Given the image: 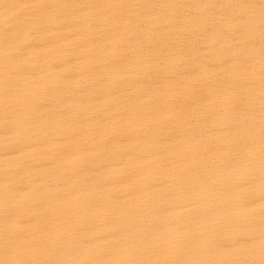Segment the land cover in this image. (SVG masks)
Here are the masks:
<instances>
[{
  "label": "bare ground",
  "instance_id": "6f19581e",
  "mask_svg": "<svg viewBox=\"0 0 264 264\" xmlns=\"http://www.w3.org/2000/svg\"><path fill=\"white\" fill-rule=\"evenodd\" d=\"M0 264H264L261 0H0Z\"/></svg>",
  "mask_w": 264,
  "mask_h": 264
},
{
  "label": "snow or ice",
  "instance_id": "6c2138e0",
  "mask_svg": "<svg viewBox=\"0 0 264 264\" xmlns=\"http://www.w3.org/2000/svg\"><path fill=\"white\" fill-rule=\"evenodd\" d=\"M261 8L264 10V0H261Z\"/></svg>",
  "mask_w": 264,
  "mask_h": 264
}]
</instances>
